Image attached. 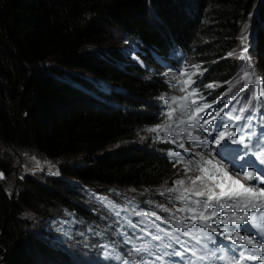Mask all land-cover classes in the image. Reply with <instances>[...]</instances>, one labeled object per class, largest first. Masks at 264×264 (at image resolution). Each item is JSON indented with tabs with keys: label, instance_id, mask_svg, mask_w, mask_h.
Here are the masks:
<instances>
[{
	"label": "trees",
	"instance_id": "trees-1",
	"mask_svg": "<svg viewBox=\"0 0 264 264\" xmlns=\"http://www.w3.org/2000/svg\"><path fill=\"white\" fill-rule=\"evenodd\" d=\"M247 27L254 28L250 50L264 81V0H0V171L7 179L0 181V264L67 263V254L38 234L32 220L49 223L67 206L70 216L90 225L96 215H83L69 182L117 202L125 199L121 190L158 192L176 177L185 180L167 158L166 138L154 140L151 131L137 138L162 123L155 102L167 87L154 61L184 50L199 81L224 94L237 70L228 53ZM114 32L137 38L138 57L155 70L147 81L116 50L121 42ZM64 70L82 75L66 80L59 77ZM104 84L109 93L98 90ZM28 157L64 162L60 177L24 173ZM103 217L101 262L109 261L107 247L125 253L141 240L136 234L121 240L110 215Z\"/></svg>",
	"mask_w": 264,
	"mask_h": 264
},
{
	"label": "rangeland",
	"instance_id": "rangeland-1",
	"mask_svg": "<svg viewBox=\"0 0 264 264\" xmlns=\"http://www.w3.org/2000/svg\"><path fill=\"white\" fill-rule=\"evenodd\" d=\"M254 29L253 27H247L243 30L242 34L239 36V39H237V44L234 48V55L231 56V60L234 62L237 70L235 73V77L233 81L227 86L229 92V89H231L232 93L236 96V100L238 99V96H242L243 102L245 107L248 110H254L255 109V103L258 101V106L264 105L263 99L259 100V97L256 96V90L257 88L263 89L264 88V82L261 80V84L259 86L255 85L254 80L255 76H259L258 74L253 75L254 65L255 61L252 57L251 50H250V44H251V30ZM114 36L116 38L115 42H121L116 44V50L124 55H127L128 57L137 59L132 55L136 47L131 46L132 40L134 37H125L123 39L120 38L118 32H114ZM242 37H246V43L248 51L246 55L250 58V61L241 60L239 58V53L241 52L243 45L241 44ZM119 39V40H118ZM137 39V38H135ZM140 47V46H139ZM93 53L98 52V47L91 50ZM106 51V49H105ZM137 68H143L145 66V61L138 59L135 60ZM251 64V68L248 67V64ZM247 71L249 73V78L253 81L249 84L248 88H246V91H241V88L243 87V84L246 82V79L242 80L241 77H243L244 72ZM145 74H142V77L144 80H148L152 74L146 69L145 71H142ZM155 73L154 71H151V73ZM82 73L79 71H73V70H64L63 75L59 76L60 78H64L66 80H70L71 76H77L81 75ZM164 80L166 81V87L167 91L169 93L164 94L163 97L159 98L157 102V106H167L170 104H175L176 109L178 110L177 118L180 121L181 119L187 120V116L184 115V112L181 109V104H188L189 110L191 107L190 99L188 100H181L182 97H189V94L187 92L188 84L183 83L186 81V77H182L178 73L174 72L172 73L171 77L167 78L164 76ZM240 81V83H237V81ZM169 82V83H168ZM105 87V85L103 86ZM169 87V88H168ZM181 88H184V91H181ZM105 92H108V89L105 90ZM226 93V94H227ZM233 95V96H234ZM234 96V97H235ZM178 98L180 99V102L177 101V99L174 101L172 98ZM233 100V98H232ZM230 99L227 98L228 105H231ZM117 105V104H116ZM200 106V105H198ZM194 107V106H193ZM163 108V109H164ZM156 109V107H155ZM170 113L172 114V108L169 107ZM157 110V109H156ZM159 110V108H158ZM162 110V109H161ZM179 125V124H178ZM172 126V130L175 131L176 136L178 137L177 141L180 142L181 138L185 137L187 135L188 130L182 131L181 128H185V126ZM157 128V127H156ZM154 128V129H156ZM152 127L145 130L144 135L139 134L137 138L139 141H143V139L149 134ZM158 129V128H157ZM151 131V137L154 140H158L160 136H162V133L160 131ZM179 133V135H177ZM176 140V139H175ZM166 149H168V146H166ZM26 164H24L22 167L27 168V170L24 171V173H31L32 176L34 175H40V174H46V175H52L58 177L59 173H61V166L64 164V162H61L59 160H53V159H47L46 157H38L37 159H33L28 157L26 159ZM0 174L2 172L0 171ZM26 177H31L30 175H25ZM196 176H201L197 173H188L185 172V184L183 186L178 185L176 182L179 180V177L175 178L174 186L178 189H184V188H192L191 179H195ZM18 178H21V173H19ZM37 178V177H36ZM0 181L6 182L7 179L2 174V177H0ZM204 184H209L205 181ZM204 184H201V182H197V185L195 186V190H204ZM68 187H70L80 198L81 202L77 204V206L80 208V210L85 211L86 213L83 214L85 217H88L90 214L96 215L92 217V222L90 225H82V223L78 222L79 218L70 216V210L69 207H61L60 211L57 212L52 216V219L49 223L44 221V218L38 219L36 215H34V219L32 220V225L37 226L36 228H39L38 234H40L43 237L47 238V241L54 245V247H58L62 249L67 254V263L66 264H119L122 262V260L126 259L128 256H134L137 257L139 252L136 251V249H148V243L146 241L135 239L132 241V243L128 246V249L125 253H118L117 251L113 250L112 247H106L108 248V259L109 261L101 262L102 258L104 257L103 250V244L105 243V238L101 237V233L98 231V221L103 219V215L107 214L110 215V218L113 223L116 224L118 229V234L121 240L129 241L130 237L129 234H136L141 237H145L148 234H154L156 233L155 225L160 224L165 231H167V227L164 225L165 221L169 220L171 217V222L167 223L168 225H174L176 218H181L179 213L174 208H169V212H164V207L161 206L159 208L151 207L150 204H148L146 201H151L154 196H156L158 199L164 198L167 196L166 192L167 190L163 187L158 190V192L155 189L150 188H140L139 190L133 189L135 192L132 193H124L122 190L118 191L120 194V197H123L125 199H122L121 201H115L112 196H107V198L102 197V202L92 199L90 196L94 194H98L101 196L103 193L100 192H94V188L91 186H80L77 181L69 182ZM126 191V190H125ZM174 196L177 194L174 193ZM92 196V197H93ZM104 196V195H103ZM98 198V197H97ZM118 198V197H117ZM92 201H91V200ZM147 212V213H155L156 215L160 216V220H156L155 216H149V217H141L137 216V212H143L140 208ZM98 208L101 210V214L98 217ZM132 212V213H131ZM38 214V213H37ZM89 214V215H88ZM135 215V216H134ZM108 219H103L104 221H107ZM82 221L83 220H79ZM111 221L109 222V225H111L112 228L116 229L115 225ZM132 226H137L139 228L138 231H135L132 229ZM112 233L111 231H108V236H110ZM102 239L104 241H102ZM93 254V255H91ZM119 257V259H117ZM124 264V263H121Z\"/></svg>",
	"mask_w": 264,
	"mask_h": 264
},
{
	"label": "snow or ice",
	"instance_id": "snow-or-ice-1",
	"mask_svg": "<svg viewBox=\"0 0 264 264\" xmlns=\"http://www.w3.org/2000/svg\"><path fill=\"white\" fill-rule=\"evenodd\" d=\"M247 38L242 37L241 44L243 45V48L241 52L239 53V58L241 60L250 61V58L246 55L248 48L246 43ZM132 55L136 57V54L133 52ZM234 52L228 53V56H233ZM138 58V57H137ZM198 67V66H197ZM248 67L251 68V64H248ZM253 75H255L253 73ZM190 79V78H189ZM242 80L246 79V82L243 84V87L241 88V91L248 88L249 84L253 81L249 78V73L247 71L244 72L243 77H241ZM183 83H188L187 81ZM192 83H195V81H192ZM237 83H240L238 80ZM255 85L259 86L261 84V78L259 76H255L254 80ZM207 88H212V84L206 85ZM181 91H184V88H181ZM198 89H193L189 93L190 96L196 95ZM231 91V89H229ZM256 96H264V89L257 88L256 90ZM189 97H182L181 100H188ZM174 101L177 99L175 97L172 98ZM203 99V97H201ZM192 105H197V101L195 99L191 100ZM228 105L225 104L224 107L219 108L215 113L212 112H206V109H210L213 107L212 104L205 103L200 106L192 107L189 110L188 104H181V109L184 112V115L187 116V120L181 119L179 121L178 126H183L186 123L191 128H199L203 129L204 132H207L211 134L213 131L216 132V135L213 137V143L218 147L225 146V141H229L230 143H239L243 145L245 148H248L249 145L245 143L244 140V131L243 129L245 127H248L247 124H244L240 127H230L229 124L224 123L225 117H223L221 114L224 113L225 108ZM171 107V106H169ZM203 114V115H202ZM169 116H171V113H169ZM229 121L234 122H240L243 118L241 115H232L228 114L226 117ZM219 120L220 123H216V121ZM215 124V128H213V125ZM182 131H185L186 129L181 128ZM151 131H156V129H151ZM179 135V133H177ZM239 138L237 139V137ZM188 139L194 142H200L204 143L207 141V137H204L202 140L199 135H193L191 132H188ZM259 143V140L257 141ZM181 148H184L183 144L179 145ZM173 155H176L175 153ZM199 155V154H197ZM203 161V165H198V170L203 173L202 176H196L195 179H191L192 188H184L183 191H180L178 188H170L169 192L177 193L179 192V195H177L175 198L178 201L185 202V207L177 209V211L185 212L191 215H186L183 217L184 220H190V224H184L181 226V218H176L175 224L173 225L177 231L183 232L184 235H189V232H185V228H199L200 231L204 234L205 237L208 238V240H211V237H208L207 232H204V229H209L212 233H217L218 229L216 227H213L211 224L208 223L209 220H215L216 223L223 224L225 226L233 225L236 226V232L235 235H233L227 227L224 229H220L219 231L227 233V239L233 241L235 244H238L241 246L243 250H240L238 253H233V261L232 264H241L243 261H257L259 260L264 264V242H259L256 240L255 236H241L239 231V226L244 224H253V226L258 227L259 225L256 224L258 217L254 215H246L243 218L237 217H229L227 219L218 220L216 217L218 216V207L222 204L225 205L223 207L224 212H228L230 209H235L238 211H243L245 213L248 212H261L264 211V184H262L259 187L256 186H245L244 184L240 183L239 179H234L232 175H229V172L226 170V168L223 166L222 161H217L215 164L213 163V160L207 159L205 160L203 156L200 157ZM211 166V167H209ZM239 167H243V165H240ZM222 172V176L220 173ZM240 173H238L239 175ZM243 178L247 181H260V177L257 175V171H245L242 173ZM0 177H2V174H0ZM211 181L213 186H208L207 184H204L205 181ZM201 182V184H204L205 190H195V186L197 185V182ZM178 185L183 186L185 184L184 180H178L176 182ZM215 189H219V191H215ZM185 193H191L195 195L196 197H206L204 200L200 199H190ZM228 201H233V203L228 204ZM193 205V206H188ZM164 212H169V208H164ZM137 216L141 217H149V216H155L156 220H160L161 217L156 215L155 213H147V212H137ZM171 217L169 220L165 221V223L171 222ZM261 223H264V221H261ZM156 228V234L152 235V239L155 241H163L165 237L169 239V243L164 244L161 243L160 247L165 249L164 251H157L156 253H153L149 251L147 248L145 249H136L137 252L146 251L149 256L155 255L156 261H163L166 257H180L181 260L184 259L185 254L188 252H191V256L195 257L197 261H206L210 260L211 257L205 254L197 255V250L194 248H189L186 246L185 241H181L179 236H175L171 233L165 232L164 229H161L159 225H155ZM248 229H245L247 231ZM164 232V236H161L159 233ZM151 235V233H150ZM193 239L196 240V244L200 245V250L203 251L204 249H207V244H202L201 239L193 236ZM171 241H175L177 244L180 245V250H177L175 247H173V244ZM167 249H171V251H168ZM255 249L256 251H253ZM247 253V255H246ZM119 259V257H117ZM220 259H223V257H220ZM173 264H179V262H173ZM188 264H192V260H188Z\"/></svg>",
	"mask_w": 264,
	"mask_h": 264
},
{
	"label": "bare ground",
	"instance_id": "bare-ground-1",
	"mask_svg": "<svg viewBox=\"0 0 264 264\" xmlns=\"http://www.w3.org/2000/svg\"><path fill=\"white\" fill-rule=\"evenodd\" d=\"M155 62V64L157 65V66H159L160 68H161V65L158 63V61H154ZM142 71H145L146 69H148V71L151 73V71H154L155 72V70L154 69H152V68H150L147 64H145V66L143 67V68H140ZM152 74H153V72H152ZM207 93H208V96L209 97H211L213 94V91H211V89L210 88H208V90H207ZM132 229L133 230H135V231H138L139 230V228L137 227V226H132Z\"/></svg>",
	"mask_w": 264,
	"mask_h": 264
},
{
	"label": "clouds",
	"instance_id": "clouds-1",
	"mask_svg": "<svg viewBox=\"0 0 264 264\" xmlns=\"http://www.w3.org/2000/svg\"><path fill=\"white\" fill-rule=\"evenodd\" d=\"M134 40H135V38H134ZM82 75V74H81ZM60 174V173H59ZM58 174V175H59ZM50 176H52V175H50ZM54 177H56V176H54ZM58 177H60V175L58 176ZM77 183L80 185V186H85V185H83V184H81L79 181H77Z\"/></svg>",
	"mask_w": 264,
	"mask_h": 264
}]
</instances>
